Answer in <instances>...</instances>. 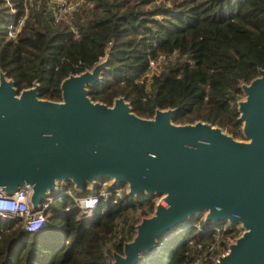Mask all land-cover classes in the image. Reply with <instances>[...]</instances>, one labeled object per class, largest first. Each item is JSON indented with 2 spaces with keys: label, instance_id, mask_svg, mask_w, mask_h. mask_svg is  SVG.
Returning <instances> with one entry per match:
<instances>
[{
  "label": "trees",
  "instance_id": "trees-1",
  "mask_svg": "<svg viewBox=\"0 0 264 264\" xmlns=\"http://www.w3.org/2000/svg\"><path fill=\"white\" fill-rule=\"evenodd\" d=\"M31 1L0 0V71L18 91L38 83L40 98L60 101L63 78L108 55L100 81L88 86L93 101L112 105L122 96L145 118L173 108L175 123L201 120L244 137L238 102L241 84L264 69V0H85L91 6L57 20ZM20 19L19 37L10 39L8 25ZM160 55L166 62L147 78L150 61ZM99 187L77 194L92 195ZM133 199L140 201V216L153 212L152 197ZM135 209L134 203L100 200L83 220L69 196L51 197L46 226L37 232L23 231L18 218H0V264H106L105 244ZM223 225L192 217L158 239L139 264H193L202 253L193 244L213 241L212 227ZM133 232L131 226L129 240ZM235 234L228 225L222 244ZM123 243L112 244L110 254H122Z\"/></svg>",
  "mask_w": 264,
  "mask_h": 264
},
{
  "label": "water",
  "instance_id": "water-1",
  "mask_svg": "<svg viewBox=\"0 0 264 264\" xmlns=\"http://www.w3.org/2000/svg\"><path fill=\"white\" fill-rule=\"evenodd\" d=\"M108 61L63 78L60 101L40 98L38 83L18 91L0 71V193L25 187L38 211L60 185L79 194L110 178L130 197L162 195L110 264H139L165 233L204 212L205 223L244 229L214 264H264V69L241 84L240 140L209 122L175 123L173 108L145 118L122 96L93 101L88 86Z\"/></svg>",
  "mask_w": 264,
  "mask_h": 264
},
{
  "label": "built area",
  "instance_id": "built-area-1",
  "mask_svg": "<svg viewBox=\"0 0 264 264\" xmlns=\"http://www.w3.org/2000/svg\"><path fill=\"white\" fill-rule=\"evenodd\" d=\"M29 0H24V4ZM48 2L53 5V9L56 11V15H62L64 18L71 14L73 11L77 10L80 6L89 7L91 4L89 1L85 0H48ZM53 10V11H54ZM23 24V19L13 20L7 28V35L10 39H17L19 37V32ZM166 62L164 56H158L156 59L150 61L149 70L147 73V78L151 77L153 74L157 73L161 69V65ZM100 185V184H99ZM29 191L25 187H20L13 194L8 195L5 193H0V201H6L10 204L16 205L15 211L12 209H0V218L7 220L11 218H18L22 222V230L26 232H37L46 226V216L45 213L49 208L51 203V197L46 198L40 205L38 211H33L30 207L28 201ZM59 194H65L69 196L79 209V215L83 220H89L93 212L96 210L100 200L112 199L113 203L123 202L134 203L136 205L135 213L129 218L124 220V222L118 223L115 228V236L113 239L109 240L104 246V258L106 264H110L112 256L109 250L112 248V244H117L118 242H126L129 239L131 226H134L135 220H137L138 214L142 208L140 207V201L127 196L126 193L118 186H103L100 185L98 191L92 195L80 196L78 195L71 186H65L58 191ZM95 198L97 203L89 208L86 206L84 201L86 199ZM33 225H38L33 227ZM216 230L217 234L213 241L207 243L205 246L202 243H194L195 249L198 251L202 250L201 254L195 256L193 264H214L217 260L219 254L224 251H219L222 249L221 233L223 230L220 226L212 227Z\"/></svg>",
  "mask_w": 264,
  "mask_h": 264
},
{
  "label": "rangeland",
  "instance_id": "rangeland-1",
  "mask_svg": "<svg viewBox=\"0 0 264 264\" xmlns=\"http://www.w3.org/2000/svg\"><path fill=\"white\" fill-rule=\"evenodd\" d=\"M30 2H32L31 0H29L27 3L28 4H31ZM33 2H35V0H33ZM37 4L38 5H41V6H43V8H46L47 9V11H48V9L49 10H52V12L54 13V17H55V20H57V19H59V18H63L64 16H62V15H56V11L53 9V5H51V3L50 2H48V0H37ZM54 10V11H53ZM241 100H244V96L241 98ZM228 133V132H227ZM230 134V133H229ZM237 139H240V140H246L244 137L243 138H237ZM98 184H100V185H103V186H118V187H120L125 193L127 192V184L126 183H120V184H113L112 183V179H110V178H105V179H102V180H98V181H96ZM67 185H69V184H67ZM62 188H64L62 185H60ZM59 186V187H60ZM66 186V185H65ZM90 185H88L87 186V188H89L90 189ZM60 189V188H59ZM133 198V197H132ZM162 198V195H153L152 196V200H153V202H155V204L160 200ZM135 212H132V214H134ZM153 213V212H152ZM151 212H150V214L149 215H151L152 214ZM131 214V215H132ZM130 215V216H131ZM148 215V216H149ZM204 216H205V212L204 213H201V214H198V215H196V216H194V217H196V218H198V220H204ZM140 215L138 214V216H137V220H135V222H134V225L139 221V219H140ZM228 223L227 222H224V225L223 226H221L220 227V229L221 230H226L227 229V227H228ZM229 228H231V229H235L236 230V234H235V236L233 237V238H229V237H227L226 239H223V240H225L227 243H232L234 240H235V238L236 237H238L242 232H243V228L241 227V225L239 224V223H235V224H233V225H230L229 226ZM133 235H134V232H133ZM132 235V236H133ZM226 250H227V247H226V245H223L222 244V249L221 250H219L220 252L221 251H224L223 253H225L226 252ZM222 253V254H223ZM220 255V254H219Z\"/></svg>",
  "mask_w": 264,
  "mask_h": 264
},
{
  "label": "clouds",
  "instance_id": "clouds-1",
  "mask_svg": "<svg viewBox=\"0 0 264 264\" xmlns=\"http://www.w3.org/2000/svg\"><path fill=\"white\" fill-rule=\"evenodd\" d=\"M153 159H155V157L153 156ZM84 203L86 204L87 207L91 208L93 207L97 201L95 198L92 199H86L84 201ZM16 205L14 204H10L6 201H0V209H12V211H15ZM38 225H33V227H37Z\"/></svg>",
  "mask_w": 264,
  "mask_h": 264
}]
</instances>
